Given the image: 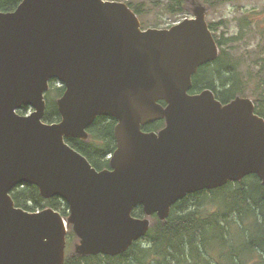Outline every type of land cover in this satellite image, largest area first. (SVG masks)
I'll return each instance as SVG.
<instances>
[{"label":"water","instance_id":"water-1","mask_svg":"<svg viewBox=\"0 0 264 264\" xmlns=\"http://www.w3.org/2000/svg\"><path fill=\"white\" fill-rule=\"evenodd\" d=\"M169 29H142L124 2L23 0L0 11V264H64L69 225L78 256H119L191 194L256 175L264 185V118L252 99L191 94L220 50L208 7ZM58 81V123L43 121ZM33 112L18 114L23 107ZM117 120L110 168L95 169L66 139ZM165 121L158 132L151 123ZM30 184L70 209L28 212L11 192ZM142 207L144 218L133 216Z\"/></svg>","mask_w":264,"mask_h":264},{"label":"trees","instance_id":"trees-1","mask_svg":"<svg viewBox=\"0 0 264 264\" xmlns=\"http://www.w3.org/2000/svg\"><path fill=\"white\" fill-rule=\"evenodd\" d=\"M22 1L0 0V11H14ZM112 1L125 2L138 16L145 12L141 9L145 4L138 0ZM192 1L169 0L166 11L171 15L187 12ZM201 1L214 8L238 0ZM208 24L220 55L194 75L190 93L210 89L223 104L238 96L250 98L255 104L256 114L264 118V43L258 44L255 50L239 53L235 47L241 39L239 36L225 38L218 34L216 24ZM243 66L247 68L243 69ZM55 83L51 82L50 90L60 97L65 88ZM45 99L44 122L58 123L61 116L57 103L48 94ZM28 110L24 107L19 113L25 115ZM116 124L114 118L98 117L88 128L87 140L66 139V142L98 171L109 169L110 157L117 147L114 136ZM164 126L165 121H158L143 130L158 132ZM11 196L16 207L25 211L34 213L52 208L64 218L69 217L66 202L58 197L42 198L34 185L18 186ZM133 216L144 218L143 208H136ZM151 221L148 234L122 255L78 256L66 253L64 264H264V185L256 175H250L241 182H229L218 189L188 195L172 207L165 222L157 216H153ZM71 228L69 225V232Z\"/></svg>","mask_w":264,"mask_h":264},{"label":"rangeland","instance_id":"rangeland-1","mask_svg":"<svg viewBox=\"0 0 264 264\" xmlns=\"http://www.w3.org/2000/svg\"><path fill=\"white\" fill-rule=\"evenodd\" d=\"M168 1L138 0V2L145 4L141 8L145 12L141 16H138L142 23V29H169L184 19L193 17L192 9L195 3L205 4L201 0H193L187 12L171 15L166 11ZM206 6L208 7V5ZM207 21L216 24L218 34L225 36V38L239 36L241 39L235 43V47L239 53L244 54L255 50L258 44L264 43V0L229 1L214 8H209ZM246 68V66H243V69ZM54 85L62 86L58 81ZM47 94L56 103L61 98L55 91H51L50 89L46 92ZM30 112L31 110L27 113ZM67 240L69 242H67L66 253L76 254L75 247L79 243V239L73 232V228H71V232H68ZM143 244L144 246L146 245L145 243Z\"/></svg>","mask_w":264,"mask_h":264},{"label":"bare ground","instance_id":"bare-ground-1","mask_svg":"<svg viewBox=\"0 0 264 264\" xmlns=\"http://www.w3.org/2000/svg\"><path fill=\"white\" fill-rule=\"evenodd\" d=\"M69 214H70V209H69Z\"/></svg>","mask_w":264,"mask_h":264},{"label":"built area","instance_id":"built-area-1","mask_svg":"<svg viewBox=\"0 0 264 264\" xmlns=\"http://www.w3.org/2000/svg\"><path fill=\"white\" fill-rule=\"evenodd\" d=\"M127 1H129V0H127ZM28 114H30V113H28Z\"/></svg>","mask_w":264,"mask_h":264}]
</instances>
